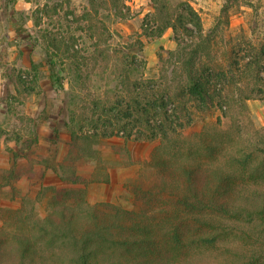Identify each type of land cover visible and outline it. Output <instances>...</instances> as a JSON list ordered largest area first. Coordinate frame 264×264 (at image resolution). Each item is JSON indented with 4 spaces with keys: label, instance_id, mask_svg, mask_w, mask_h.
Returning <instances> with one entry per match:
<instances>
[{
    "label": "rangeland",
    "instance_id": "374dc122",
    "mask_svg": "<svg viewBox=\"0 0 264 264\" xmlns=\"http://www.w3.org/2000/svg\"><path fill=\"white\" fill-rule=\"evenodd\" d=\"M119 4L120 13L114 0H0V228L8 231L14 217L22 224L21 212L44 219L53 204L109 202L148 209L160 237L150 244L152 252L167 258L174 244L166 235L172 224H180L185 239L207 229L180 223L172 213L166 218L169 201L160 208L138 207L132 182L149 174L143 167L159 142L143 137L144 125L134 122L139 116L124 118L121 112L136 98L144 104L152 86L159 94L170 88L174 102L186 91L180 51L202 38L166 24L189 5L201 17L202 37L213 35L203 44L210 56L203 51L199 59L215 70L216 90L224 89L218 92L232 105L195 118L179 135V148L171 144L164 153L176 161L198 148L208 160L211 154L200 138L223 148L224 159L229 149L252 150L264 137V0ZM54 71L56 83L50 79ZM258 175L256 183L248 175L241 181L264 186V169ZM234 260L232 255L226 262Z\"/></svg>",
    "mask_w": 264,
    "mask_h": 264
},
{
    "label": "trees",
    "instance_id": "16d2710c",
    "mask_svg": "<svg viewBox=\"0 0 264 264\" xmlns=\"http://www.w3.org/2000/svg\"><path fill=\"white\" fill-rule=\"evenodd\" d=\"M119 2L114 0L118 13ZM176 15L172 24H166L167 28L202 38L193 48L180 51L187 76L186 91L180 93L179 102H174L177 98L172 99L170 88L159 94L156 86H152L144 97V104L136 98L129 103L133 109L129 105L121 113L124 118L139 116L134 122L144 125L143 137L147 135L149 140L159 142L143 167H147L149 174L141 173L132 182V192L140 200L138 207L144 204L160 208L169 201L170 208L164 211L166 218L173 214L180 223L205 227V233L185 239L179 231L180 224H172L166 232L174 242L172 252L162 258L150 246L160 237L154 234L157 223L148 209L128 210L109 202L86 206L53 204L44 219H30L21 212L22 224L14 217V225L8 231L0 228V264H230L226 261L232 255L235 257L232 264L264 262V186L241 181V177L248 175L256 183L258 171L264 169L263 164L262 167L258 164L259 154L264 156V137L252 150L245 146L229 149L226 160L225 150H218L217 144L204 138L200 139L211 154L208 160L199 156L198 148L194 153L188 150L176 161L167 157L168 152L164 153L171 144L174 149L179 148L176 145L179 135L192 126L195 118L209 116L217 107L232 105L226 94L218 92L224 89L216 90L215 70L199 59L203 51L210 56L203 44L212 33L202 37L201 17L189 5ZM163 32L160 28L157 31ZM150 33L154 34L155 29ZM56 76L55 71L51 72L54 83ZM216 97L219 101L214 104ZM216 150L220 152L218 156H215ZM5 172L1 173L3 179ZM53 248L57 250L52 251Z\"/></svg>",
    "mask_w": 264,
    "mask_h": 264
}]
</instances>
